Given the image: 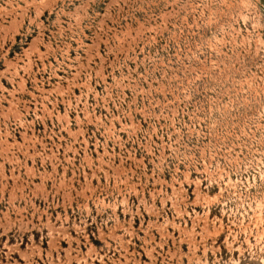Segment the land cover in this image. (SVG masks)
<instances>
[{
  "label": "rangeland",
  "instance_id": "obj_1",
  "mask_svg": "<svg viewBox=\"0 0 264 264\" xmlns=\"http://www.w3.org/2000/svg\"><path fill=\"white\" fill-rule=\"evenodd\" d=\"M0 264H264V0H0Z\"/></svg>",
  "mask_w": 264,
  "mask_h": 264
}]
</instances>
